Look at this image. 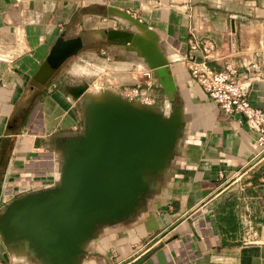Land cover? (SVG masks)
Here are the masks:
<instances>
[{
    "label": "crops",
    "instance_id": "0c3cea01",
    "mask_svg": "<svg viewBox=\"0 0 264 264\" xmlns=\"http://www.w3.org/2000/svg\"><path fill=\"white\" fill-rule=\"evenodd\" d=\"M110 28L155 46L166 79L151 72L144 91L164 115L178 105L180 129L144 208L101 226L78 264H264V154L256 133L243 116L221 110L187 68L210 43L207 64L234 68L247 100L264 109V0H0V199L54 182L58 144L82 127L85 96L144 82L148 61L137 46L107 38ZM60 31L84 36V45L33 84ZM245 204L257 242L242 245L235 214ZM0 264L40 262L0 237Z\"/></svg>",
    "mask_w": 264,
    "mask_h": 264
},
{
    "label": "water",
    "instance_id": "95a60500",
    "mask_svg": "<svg viewBox=\"0 0 264 264\" xmlns=\"http://www.w3.org/2000/svg\"><path fill=\"white\" fill-rule=\"evenodd\" d=\"M120 15L148 31L127 11ZM106 37L137 46L151 72L166 79L151 41L125 29ZM82 35L60 31L31 77L44 83L84 45ZM81 131L62 137L59 179L10 199L0 211V237L8 247L25 248L40 264H78L85 244L103 225L121 222L144 208L175 146L180 129L178 105L168 115L119 92L103 90L83 98ZM139 258L133 264H139Z\"/></svg>",
    "mask_w": 264,
    "mask_h": 264
},
{
    "label": "built area",
    "instance_id": "2783aa9c",
    "mask_svg": "<svg viewBox=\"0 0 264 264\" xmlns=\"http://www.w3.org/2000/svg\"><path fill=\"white\" fill-rule=\"evenodd\" d=\"M197 43L198 41L196 39L189 40L192 49L196 47ZM210 47V43H203L202 48L204 54L201 60L197 61L193 58L188 59L187 68L190 75L221 110L226 113H237L251 123L256 133L255 143L260 148V152L264 154V109L251 104L247 100L244 89L236 76V70L234 68L226 64L220 68L210 67L207 64V52ZM142 74L145 78L143 83L119 87L118 91L125 97H132L140 103L153 105V96L144 91L151 83V70L147 68L142 71ZM58 179L59 173L54 182ZM54 182L52 184H54ZM245 186V182L240 183L239 190L243 191ZM15 192L16 191L10 192L7 197H2L0 199V211L4 208L6 203L13 198L12 196ZM242 198L245 200L243 196ZM235 217L240 228L239 242L242 245L257 242L256 228L249 207L245 204L242 210L236 212Z\"/></svg>",
    "mask_w": 264,
    "mask_h": 264
},
{
    "label": "rangeland",
    "instance_id": "374dc122",
    "mask_svg": "<svg viewBox=\"0 0 264 264\" xmlns=\"http://www.w3.org/2000/svg\"><path fill=\"white\" fill-rule=\"evenodd\" d=\"M100 86V85H99ZM98 85L96 86V85H94V84H89V85H87V87H88V89L90 90V91H96V90H98V87H99ZM105 88H107V87H105ZM111 90V89H110ZM111 91H114V90H111ZM114 92H116V91H114ZM119 92V91H118ZM80 105H81V103H77L76 105H75V109L76 110H79L80 109ZM78 131L80 132L81 131V128L80 129H78ZM77 131V132H78Z\"/></svg>",
    "mask_w": 264,
    "mask_h": 264
},
{
    "label": "bare ground",
    "instance_id": "6f19581e",
    "mask_svg": "<svg viewBox=\"0 0 264 264\" xmlns=\"http://www.w3.org/2000/svg\"><path fill=\"white\" fill-rule=\"evenodd\" d=\"M146 37H147V35H146Z\"/></svg>",
    "mask_w": 264,
    "mask_h": 264
}]
</instances>
